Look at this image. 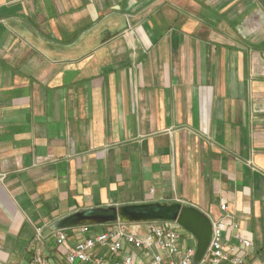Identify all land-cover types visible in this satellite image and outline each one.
<instances>
[{
  "label": "crops",
  "instance_id": "obj_1",
  "mask_svg": "<svg viewBox=\"0 0 264 264\" xmlns=\"http://www.w3.org/2000/svg\"><path fill=\"white\" fill-rule=\"evenodd\" d=\"M150 201L228 205L264 264V0H0V264Z\"/></svg>",
  "mask_w": 264,
  "mask_h": 264
},
{
  "label": "built area",
  "instance_id": "obj_2",
  "mask_svg": "<svg viewBox=\"0 0 264 264\" xmlns=\"http://www.w3.org/2000/svg\"><path fill=\"white\" fill-rule=\"evenodd\" d=\"M222 214L211 217L212 239L202 260L195 263L197 242L192 233L176 222H117L107 229L90 234L91 226L79 227L82 237L67 248L63 262L36 256V264H244L247 250L253 245L243 236L237 215L228 205ZM57 244L66 246L69 232H54ZM234 239L236 242H231Z\"/></svg>",
  "mask_w": 264,
  "mask_h": 264
},
{
  "label": "water",
  "instance_id": "obj_3",
  "mask_svg": "<svg viewBox=\"0 0 264 264\" xmlns=\"http://www.w3.org/2000/svg\"><path fill=\"white\" fill-rule=\"evenodd\" d=\"M176 222L193 234L197 242L194 261L198 263L207 252L212 239V221L200 208L180 201H150L124 205L100 206L79 210L58 221L52 230L84 225L114 224L117 222Z\"/></svg>",
  "mask_w": 264,
  "mask_h": 264
},
{
  "label": "rangeland",
  "instance_id": "obj_4",
  "mask_svg": "<svg viewBox=\"0 0 264 264\" xmlns=\"http://www.w3.org/2000/svg\"><path fill=\"white\" fill-rule=\"evenodd\" d=\"M95 230H96V231H94V232H101L103 229H102V227L96 225V226H95ZM183 233L186 234V235L189 234L188 231H183Z\"/></svg>",
  "mask_w": 264,
  "mask_h": 264
}]
</instances>
